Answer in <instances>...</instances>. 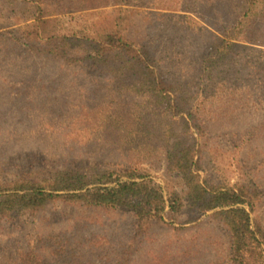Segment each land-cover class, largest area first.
Instances as JSON below:
<instances>
[{
	"label": "rangeland",
	"instance_id": "1",
	"mask_svg": "<svg viewBox=\"0 0 264 264\" xmlns=\"http://www.w3.org/2000/svg\"><path fill=\"white\" fill-rule=\"evenodd\" d=\"M114 3L26 2L19 6L17 16L7 18L0 13V27H15L17 21L28 19L39 7L48 17L61 13L56 16L60 32L94 35L100 27L120 23L124 34L137 46L145 44L152 50L171 47L175 51L179 47L189 55L195 54L208 37L206 31L198 30V23L208 26L213 17L231 18V5L224 3L218 7L220 11H214L213 0H133L129 11H123L119 19L116 9L123 5ZM170 7L177 10L167 9ZM191 26L195 27L193 31ZM14 53L20 54L9 48L0 52V58L15 59L14 76L3 88L10 98L0 97L4 114L0 113V181L38 168L48 172L57 167H84L87 171L135 167L166 190L180 189L178 176L165 169L156 146L161 142L158 134L139 131L140 126L133 121L117 120L112 125L103 121L108 112H113L112 94L121 95L115 91L118 83L109 85L108 90L98 88L97 93L94 79L84 71L86 66H63L48 60L33 61L22 84L16 70L19 59ZM30 83L38 97L27 95L24 85L29 88ZM126 93L128 98L132 90ZM242 98L238 89L228 101V111L216 104L218 100L205 107L208 111H201L205 114L204 131H191L195 139L193 160L200 168L197 172L201 180L212 185L235 188L248 181L256 187L258 195L251 217L264 229V125L260 126L264 100L258 109H241ZM247 104L254 103L249 100ZM223 110L229 115L218 119ZM209 214L188 208L175 213L166 207L163 221L151 220L143 231L124 210L56 201L32 215L0 218V264H26L30 252L34 253V264H224L228 237L222 227L209 220ZM60 245L74 257L68 256L63 263L50 262L53 249Z\"/></svg>",
	"mask_w": 264,
	"mask_h": 264
},
{
	"label": "trees",
	"instance_id": "2",
	"mask_svg": "<svg viewBox=\"0 0 264 264\" xmlns=\"http://www.w3.org/2000/svg\"><path fill=\"white\" fill-rule=\"evenodd\" d=\"M40 1L43 0H0V13L11 18L17 16L22 3ZM132 1L115 0L114 4L123 5L116 9L117 19L123 11H129ZM213 1L210 6L214 11H220L218 7L224 3L231 5V18L213 17L208 26L198 23V30L206 31L208 37L195 54L189 55L179 47L177 51L171 47L152 50L145 44L138 47L124 34L120 23L100 27L94 35L60 32L56 16L61 13L48 17L39 7L31 11L28 19L17 21L15 27H0V52L9 48L22 54L14 53L19 59L16 70L22 84L33 61L36 64L48 60L63 66H86L84 71L94 79L97 93L98 88L108 90L109 85L114 87L118 83L115 91L121 95L112 94L113 112H108L103 121L108 125L117 120L133 121L140 126L139 131L158 134L161 142L156 146L165 169L176 174L181 183L179 190H166L135 167L121 171H87L84 167H57L48 172L40 168L23 170L22 175L0 181V218L32 215L60 201L124 210L132 214L134 225L145 231L151 220L163 221L166 207L175 213L188 208L199 214L210 212L209 220L226 231L228 252L223 257L224 264L264 263V229L251 217L257 188L248 181L234 188L201 180L197 172L200 168L193 160L195 139L191 132L195 129L198 134L203 133L205 114L201 111H208L205 107H211L214 100L228 111V101L238 89L243 94L241 109H258L264 100V0ZM194 29L191 26V31ZM14 61L13 57L0 58V97L9 95L3 88L14 76ZM28 87L24 85L28 96H39L31 83ZM131 90L127 98L124 94ZM249 100L254 104L248 105ZM225 114L229 115L223 110L218 119ZM263 125L264 120L260 126ZM134 141L140 143L136 137ZM33 255L27 254L26 264H34ZM68 256L74 254L68 255L65 245L57 246L50 262L63 263Z\"/></svg>",
	"mask_w": 264,
	"mask_h": 264
}]
</instances>
